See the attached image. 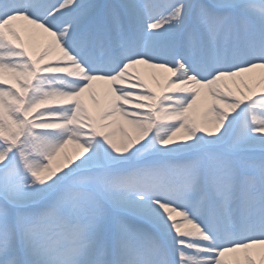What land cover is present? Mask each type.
Returning a JSON list of instances; mask_svg holds the SVG:
<instances>
[{
  "label": "snow or ice",
  "instance_id": "snow-or-ice-1",
  "mask_svg": "<svg viewBox=\"0 0 264 264\" xmlns=\"http://www.w3.org/2000/svg\"><path fill=\"white\" fill-rule=\"evenodd\" d=\"M0 264H264V0H0Z\"/></svg>",
  "mask_w": 264,
  "mask_h": 264
},
{
  "label": "bare ground",
  "instance_id": "bare-ground-1",
  "mask_svg": "<svg viewBox=\"0 0 264 264\" xmlns=\"http://www.w3.org/2000/svg\"><path fill=\"white\" fill-rule=\"evenodd\" d=\"M40 42V41H37V43ZM141 70L144 72L146 78L148 79V82L150 84V86H152L153 88L156 87V84H157V81L156 80H153L151 78V76L149 75V73H151L152 70H149V69H145V68H141ZM103 89H104V86L102 84H97L96 86V91H97V94L98 96L102 95L103 93ZM85 103H87L89 106H91V101L87 99V97H85ZM73 148L71 145L67 146L66 148V151L71 154ZM258 258V257H257Z\"/></svg>",
  "mask_w": 264,
  "mask_h": 264
},
{
  "label": "rangeland",
  "instance_id": "rangeland-1",
  "mask_svg": "<svg viewBox=\"0 0 264 264\" xmlns=\"http://www.w3.org/2000/svg\"><path fill=\"white\" fill-rule=\"evenodd\" d=\"M40 42L37 43V48L39 46ZM232 257V254H229L228 256L225 257L226 260H230Z\"/></svg>",
  "mask_w": 264,
  "mask_h": 264
}]
</instances>
